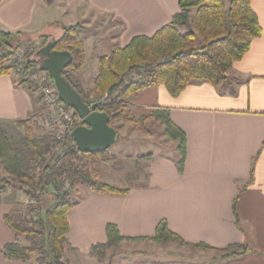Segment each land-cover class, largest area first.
I'll use <instances>...</instances> for the list:
<instances>
[{"label":"crops","instance_id":"0c3cea01","mask_svg":"<svg viewBox=\"0 0 264 264\" xmlns=\"http://www.w3.org/2000/svg\"><path fill=\"white\" fill-rule=\"evenodd\" d=\"M179 1L64 0L59 13L56 9V17H50L47 9L53 0H8L0 2V28L52 38L56 25L62 32L63 26L86 24L80 33L84 64L73 75L88 91L94 86L102 56L114 47L127 46L136 36H153L180 12ZM84 2L85 11L79 9ZM251 5L262 34L252 41L246 55L234 63L225 83L214 86L196 80L176 97L165 85H157L129 98L134 119L150 117L157 109L169 111L172 122L186 134L184 171L178 170L176 144L166 138L162 123L149 118L145 131H140L130 122L117 121L122 122L117 130L119 135H146V139L140 138L142 147L150 144L157 150L147 152L148 148L136 153L131 159L136 161L135 174L128 180L114 177L112 171L108 173L107 164L112 161L100 162L106 171L99 175V180L129 192L102 194L79 189L78 202L68 213L69 245L64 257L67 262L100 264L90 256L89 249L107 242L108 225L117 226L122 237L143 239L153 237L158 224L165 220L169 229L187 243L216 249L244 244L250 250L239 258L212 260L207 255L178 250L179 246L174 244L124 241L118 249L129 255L125 263L264 264V0H252ZM98 17H109L115 24L113 30L117 25L120 30L106 33L96 21ZM35 98L27 87L16 83L13 74L0 75V124L4 131L15 129L17 121L34 113ZM113 127L116 128L114 124ZM158 130L166 150L151 143ZM121 162L113 164L111 170L117 169V164L126 165ZM252 171L253 181L249 183ZM23 196L19 195V201ZM236 199L239 224L233 212ZM12 209L11 204L0 201V264H31L4 257V247L16 239L4 219ZM21 243L27 244L24 238ZM137 256L141 260H136Z\"/></svg>","mask_w":264,"mask_h":264},{"label":"trees","instance_id":"16d2710c","mask_svg":"<svg viewBox=\"0 0 264 264\" xmlns=\"http://www.w3.org/2000/svg\"><path fill=\"white\" fill-rule=\"evenodd\" d=\"M251 4L252 0H180V12L153 36H136L127 46L114 47L110 53L102 56L98 76L93 88L88 91L73 75L83 67L85 58L84 42L80 37L83 30L81 25L63 26L62 36L58 39L45 35L38 37L43 41L41 48L48 42L56 41V50L71 53L73 62L63 76L86 103L104 100L97 110L110 116L111 125L125 121L145 131L149 118L162 123L166 138L176 144L179 154L177 166L179 172L183 173L187 150L184 131L172 122L167 109H157L150 117L134 119L129 109V98L157 85H165L169 93L176 97L196 80L214 86L225 83L234 63L246 55L252 41L262 34L258 16ZM30 36L34 35L0 28V75L11 74L14 66L10 61L21 45L31 42ZM26 59L22 65L24 71H40L42 58L38 50L27 54ZM34 85L21 82V86L31 91ZM74 118L72 129L59 139L44 128H36L31 119L17 121L16 125L24 131L22 149L10 143L0 124V166L7 175L2 188L17 187L29 202L21 206L14 201L12 207L21 206L22 209L15 207L4 217L16 237L3 249L4 257L8 260L30 262L37 255L39 264H69L63 261L69 245L68 213L78 202L70 190L75 194L82 187L102 194L125 195L129 192L128 189L99 180L100 173L93 164L108 161V151L101 154L79 152L72 131L82 121L76 113ZM37 129L46 132L37 134ZM28 151L31 152L30 157L26 153ZM252 181L253 171L249 183ZM45 197L50 200L47 202ZM237 201L233 204V212L235 222L239 224ZM21 238L26 240V245L21 243ZM107 239L106 243L89 249L90 256L99 262L106 260L107 250L124 241L144 240L158 245L173 242L191 250L215 253L219 256L216 258L223 260L245 256L250 250L244 244L216 249L206 244L187 243L169 229L165 220L158 224L153 237L143 239L122 237L117 226L108 225Z\"/></svg>","mask_w":264,"mask_h":264},{"label":"rangeland","instance_id":"374dc122","mask_svg":"<svg viewBox=\"0 0 264 264\" xmlns=\"http://www.w3.org/2000/svg\"><path fill=\"white\" fill-rule=\"evenodd\" d=\"M62 2H64V0H53L52 6L50 8H48V9L46 8L47 12H48V16H50V17L55 16V12H57L56 9H58V13H59V11H60L59 10V6H62ZM82 7L83 8H81V6H80L79 9L80 10L82 9L83 11H85V9H84V8H86V3L85 2L82 3ZM89 16H91V15H89ZM96 21L101 23V25L103 26L104 30L106 29V33H116L121 28L120 25H117V28L113 30V26H115V24H114V22L111 19H109V17H107L106 20L104 18L98 17V19ZM77 24L81 25V27L83 29H86L84 27H86L87 25L84 24L83 22H79ZM77 24H74V25H77ZM93 29H96V28H92V30ZM52 30H53V33L55 34V37H52V39H58L59 37L62 36V32H61L60 27L58 25L54 26ZM80 33H81V31H80ZM86 34H88V33H86ZM91 35H92V33L90 35L88 34V36H91ZM38 36L39 35H36V36L34 35L32 37L30 36L31 42H28V43L25 42L23 45L20 46L19 49H17V51L15 53V56L22 57V59L21 60H19L17 58L15 59V57L11 59L10 64L13 65L14 68L19 67L20 66V65H18L19 63H21L24 66V64L26 63V60H27L26 59L27 54L33 53V52H35V51H37V50H39L41 48L43 41L41 39H39ZM31 71H33V69H31ZM21 76H22V74H19V76H17V75L15 76L16 77V82H17V78L19 80V78H21ZM19 86H21V83L19 84ZM36 86L37 85L35 84L34 85V90L32 91L34 93V95H36V93H35ZM24 87H26V86H24ZM35 100L37 102L36 110L34 111V113L28 119H31L32 122L35 123L36 128H44L47 131L46 127L41 125V123L43 121V116H44L43 113H44V110H45L44 109L45 108V106H44L45 104L42 101H40V97H38V96H36ZM121 123L122 122H114V123H112V126L114 124V126H116V129L119 130L121 128L120 127ZM137 130H139V129L137 128ZM7 131H5V133H6L7 137H8V139H9L10 143L15 148L22 149L23 148L24 131L19 129L18 126H16L15 129H9ZM43 131L44 130H40L39 131L37 129L36 133L37 134H42ZM46 131H44V132H46ZM140 131H142V130H140ZM47 133H50V132L47 131ZM157 133L158 134L155 135L154 138H152L151 143L154 142L157 145L159 144L160 146H162L163 150H166L167 148H166L165 144H163L164 142H163V138H162V135L160 133V130H158ZM140 138H145L146 139V135H143V134H140V133H136V132H134L132 134H127V135H126L125 132H123L122 135H119L117 142L108 150V158H109L108 161H112V163L110 164L111 166L109 164H107L108 173L110 171H112L114 173V177L118 178V176H120V177L126 178V180H128L129 178L133 177V175L135 174L136 161L135 160L131 161V159L136 155V153H141L142 151L147 150L148 148H150V149L147 152H152V151L157 150L155 145L151 146L150 144H148V145H143V147H142V145L140 144V142H141ZM26 153H28V157H30V153L31 152L28 151ZM51 156H52V154H50V157ZM85 161L87 162L88 158H86ZM120 161L126 162V165L122 166L121 164H117L118 165L117 169L111 170V168L113 167L112 165L113 164L116 165L115 163L116 162L120 163ZM100 162H97V163L93 164V167H95V169H97L100 174L101 173L103 174L106 170L102 168L103 166H100L101 165ZM111 175H113V174H111ZM5 178H7V175L4 172V170L2 169V167L0 166V201L6 202L7 204H13L14 201H17V203L19 205H21V206L29 204V202L27 200L28 198L26 196H23L22 202L19 201V195L22 196L23 194L20 193L19 190H17V187L12 186V187L4 188V189L2 188V187H4V181L3 180ZM103 179L106 180V178H103ZM70 192H72V196H74L75 199L78 198V195L73 193V190H70ZM45 200L48 202L50 199L48 197H45ZM21 206H17V207L13 206V209L15 207L18 208V209L19 208L22 209ZM121 244H119L115 248L107 250V252H106V260L103 261V262H100V264H103L105 262H106V264H127V263H125L124 259H128L129 255L128 254L125 255L124 252L120 250V248L118 249V247ZM154 244H156V243H154ZM173 244H174V247H176V248L178 246L180 247V248L178 247V250L186 249V250L192 252V255H200V254L201 255H207L212 260H214L213 259L214 257L215 258L219 257L215 253L191 250L189 248L182 247L181 245H179L177 243H173V242H170V243L165 244V245H173ZM156 245H158V244H156ZM170 247L171 246H167L166 248L170 249ZM178 250L175 249V251H176L175 254H178L177 253ZM38 259H39V257L37 255H34L32 260L30 261V263L31 264H39L38 263ZM136 260L139 261V260H141V258H139V256H137ZM63 261H65V259H63ZM68 263L72 264L71 262H68Z\"/></svg>","mask_w":264,"mask_h":264},{"label":"water","instance_id":"95a60500","mask_svg":"<svg viewBox=\"0 0 264 264\" xmlns=\"http://www.w3.org/2000/svg\"><path fill=\"white\" fill-rule=\"evenodd\" d=\"M57 42L51 41L38 50L41 55L40 71L48 73L55 85L60 101L75 111L82 124L72 131L76 147L81 153L101 154L108 151L118 140L119 134L110 124V116L98 111L104 102L88 104L81 94L63 76L73 57L68 51L55 49Z\"/></svg>","mask_w":264,"mask_h":264},{"label":"built area","instance_id":"2783aa9c","mask_svg":"<svg viewBox=\"0 0 264 264\" xmlns=\"http://www.w3.org/2000/svg\"><path fill=\"white\" fill-rule=\"evenodd\" d=\"M25 56V55H24ZM15 59L21 60L22 57L14 56ZM17 68L11 70V74L19 76L17 84L21 82H31L36 84L35 93L40 97L45 105L43 113L42 126H45L47 131L52 133L58 139L63 137L75 124V111L67 108L59 99L57 89L51 81L48 73L43 71H31V69L24 71L21 63Z\"/></svg>","mask_w":264,"mask_h":264}]
</instances>
